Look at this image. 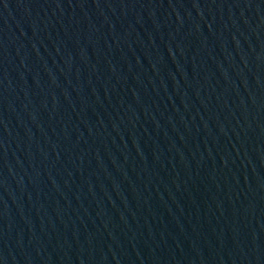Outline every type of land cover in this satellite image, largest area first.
Listing matches in <instances>:
<instances>
[{
  "label": "water",
  "instance_id": "water-1",
  "mask_svg": "<svg viewBox=\"0 0 264 264\" xmlns=\"http://www.w3.org/2000/svg\"><path fill=\"white\" fill-rule=\"evenodd\" d=\"M0 264H264V0H0Z\"/></svg>",
  "mask_w": 264,
  "mask_h": 264
}]
</instances>
